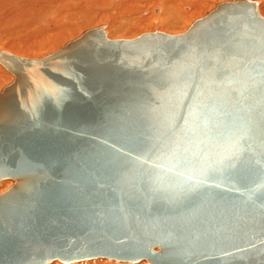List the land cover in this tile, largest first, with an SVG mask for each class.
<instances>
[{"label":"water","instance_id":"1","mask_svg":"<svg viewBox=\"0 0 264 264\" xmlns=\"http://www.w3.org/2000/svg\"><path fill=\"white\" fill-rule=\"evenodd\" d=\"M0 65V264H264L256 2Z\"/></svg>","mask_w":264,"mask_h":264},{"label":"bare ground","instance_id":"2","mask_svg":"<svg viewBox=\"0 0 264 264\" xmlns=\"http://www.w3.org/2000/svg\"><path fill=\"white\" fill-rule=\"evenodd\" d=\"M219 1L221 0H0V50L21 58L40 59L45 53L57 51L70 38L80 36V31H84L82 29L99 23L106 25L104 32L110 40L118 35L136 36L142 29L151 30L150 27L155 22L159 25L158 31L169 33L177 26L183 33L196 17L199 19L202 15L205 16L214 9V3ZM258 1L257 8L264 18V0ZM51 12L57 15L53 21L51 18L54 14L49 15ZM152 28L155 29L154 26ZM2 79L0 84L8 85L13 77L11 74L7 75L0 65V80ZM10 186L11 181H1L0 191L3 192ZM104 261L108 260L98 259L89 264H129ZM138 264L146 263L143 261Z\"/></svg>","mask_w":264,"mask_h":264},{"label":"rangeland","instance_id":"3","mask_svg":"<svg viewBox=\"0 0 264 264\" xmlns=\"http://www.w3.org/2000/svg\"><path fill=\"white\" fill-rule=\"evenodd\" d=\"M224 1H232V0H221V1H219V2H224ZM251 1H254V2H256V3H258L259 1L258 0H251ZM219 2H217V3H219ZM217 3H214L215 5L217 4ZM214 5V6H215ZM258 5V4H257ZM258 7H259V5H258ZM258 9V8H257ZM259 11V10H258ZM260 12V11H259ZM52 14H54L53 16H52V18H51V21H53L55 18H56V14L54 13V12H51L49 15H52ZM204 15H202V17H203ZM197 19H198V17H196ZM195 18V19H196ZM200 18V17H199ZM195 19H193V20H195ZM196 19V20H197ZM193 20H192V22H193ZM155 24V25H154ZM152 25V24H151ZM150 25V26H151ZM97 26H104V31L106 30V25L105 24H103V23H99V24H97V25H94V26H91V27H88V28H84V29H82V30H84V31H86V30H88V29H91V28H95V27H97ZM155 27V29L154 28H152V27ZM159 25H157V23L155 22V23H153V25H152V27H150L151 28V30H144V29H142L141 31H139L138 32V34L136 35V36H121V35H118V37H113V39H111V40H114V39H132V38H135V37H137V36H139L140 34H143V33H147V32H153V31H158L159 29H157V28H159L158 27ZM177 28V29H176ZM86 29V30H85ZM179 29H180V27H173L171 30H170V32L168 33V32H166L167 34H171V35H175V34H180V33H182V31L180 32L179 31ZM174 30V31H173ZM178 32H177V31ZM187 30V29H186ZM185 30V31H186ZM84 31H80V33L82 34ZM147 31V32H146ZM106 32V31H105ZM159 32H162V31H159ZM172 32H173V34H172ZM176 32V33H175ZM79 33V34H80ZM163 33H165V32H163ZM80 34V35H81ZM121 34V33H120ZM74 38H77V37H73V38H70L69 40H67V41H65L64 43H66V42H69V41H71V40H73ZM1 42H3V41H1ZM64 43L62 44V45H64ZM61 45V46H62ZM60 46V47H61ZM60 49V48H59ZM58 49V50H59ZM53 51H51V52H49V53H45L46 55H48V54H50V53H52ZM45 55V56H46ZM41 57H44V56H41ZM27 58V57H26ZM34 59H35V57H33ZM33 58H31V59H33ZM37 58H40V57H37ZM3 70H4V72L7 74V75H10V73L9 72H7L4 68H3ZM0 82L2 83L3 82V79L2 80H0ZM5 85H7V83H5L4 85L3 84H0V90L5 86ZM5 191V190H4ZM3 191V192H4ZM2 193V191H0V194ZM100 260V259H99ZM96 261H98V260H96ZM102 261V260H101ZM90 262H95V260H91V261H88V263L87 262H82V263H75V264H89ZM104 262H108V263H110V261H104ZM61 264V263H60ZM93 264V263H92ZM96 264H98V263H96Z\"/></svg>","mask_w":264,"mask_h":264}]
</instances>
